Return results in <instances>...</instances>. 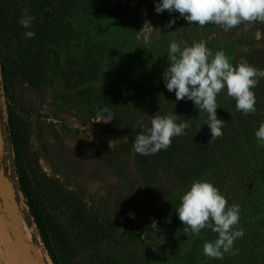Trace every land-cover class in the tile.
<instances>
[{
    "label": "rangeland",
    "instance_id": "rangeland-1",
    "mask_svg": "<svg viewBox=\"0 0 264 264\" xmlns=\"http://www.w3.org/2000/svg\"><path fill=\"white\" fill-rule=\"evenodd\" d=\"M158 2L0 0V5L6 4L19 21L25 10L33 18L29 28H19L16 39L21 46L28 39L26 32L39 30L36 24L48 22L50 16L58 19V25L53 23L54 29L44 32L40 65L34 66V78L29 82L18 80L13 86L7 85V89L3 85L0 121L5 119L7 109L16 107L18 115L28 121L30 150L47 175H52L51 162L38 150L34 125L42 129L43 135L59 137L62 146L75 147L81 164L78 179L87 187L94 204L100 197L114 198L117 184L131 206L145 202L141 213L149 212L148 219L143 221L151 230L148 238L178 232L173 243L162 241L158 247L147 238L150 244L147 249L140 243L127 241L120 227L111 236V252L117 257V264H264V144L255 137L264 121V79L253 89L255 114L236 111L235 100L227 96L226 89L218 95L217 117L225 125L223 135L211 145L210 129L201 119L204 114L199 113L192 101H177L163 81L172 42H183L184 47L205 41L213 53L223 50L233 65L244 58L264 70V23H244L228 32L213 24L200 28L189 24L179 13H156ZM172 20L175 24L166 27ZM146 23L154 30L144 28ZM102 107L108 108L109 116L100 113ZM158 111L161 115L175 113L180 117L177 123L188 119L194 127L186 129V135L173 139L170 146L168 159L174 156L179 173L166 166L169 162L164 156L158 159L163 172L159 179L152 180L153 189L157 191L162 186L166 190L171 197L168 208H164L160 196L151 202L153 189L144 182L145 178L134 176L129 170L127 173L125 167L126 179L122 180L111 168L112 163L127 157L123 148L132 149L129 144L143 130L134 129L137 121L148 123L149 116ZM48 122L52 124L47 125ZM0 178V191L8 195L13 210L9 221L1 210L0 199L3 264H12L10 247H17L20 255L38 259L36 264H51L35 226L24 220L26 206L21 193L11 190L1 169ZM195 180H207L220 190L229 205L240 206L237 228L244 235L234 242L236 255L225 253L222 260L209 259L203 255V244L213 242L217 234L204 229L196 238L183 231L176 210L180 197ZM113 241L121 252L114 248Z\"/></svg>",
    "mask_w": 264,
    "mask_h": 264
},
{
    "label": "trees",
    "instance_id": "trees-1",
    "mask_svg": "<svg viewBox=\"0 0 264 264\" xmlns=\"http://www.w3.org/2000/svg\"><path fill=\"white\" fill-rule=\"evenodd\" d=\"M0 6L1 93L3 85L7 89V85L13 86L18 80L29 82L34 78V66L40 65V46L44 32L47 29H54L56 25L53 23L58 25V19L56 17L51 19L50 16L48 22L36 24L38 28L40 27L39 30L21 46L18 45V38L16 39L19 28L22 27L19 17L16 13L13 16L6 4ZM15 108L7 109L5 119L0 121V145L3 151L0 157V169L9 182L11 190L15 194L21 193L26 206L24 220L35 226L51 264H117V257L111 252L113 247L111 236L120 227V233L127 241L140 243L149 249L150 244L146 239L151 230L143 222L145 218L148 219L149 212L141 213L147 204L144 202L131 206V203L122 196L123 188L118 184L114 198L108 200L100 197L94 204L87 187L81 179H78L81 164L75 147L70 149L62 146L59 137L53 138L54 136H50L49 133L43 135L42 129L34 125L36 130L34 134L36 133L38 137L36 140L38 150L51 162L52 175H47L30 150L28 121H24ZM191 128L194 129L193 126ZM133 143L129 144L132 145V149L123 148L127 153L126 158L112 163V171L118 178L126 179L124 169L126 167L127 173L145 178L144 182H148L153 189L155 184L152 180L159 179L163 172L162 164L158 160L163 156L166 158V163L169 162L166 166L168 165L174 170L173 173H176L178 164L173 161L174 156L168 159L171 158L170 147L155 155L143 156L134 152ZM156 189L157 191L152 190L151 202L159 200L160 196L164 208L170 207L171 197L166 190H162V186ZM129 213H132L134 218L130 217ZM119 218H122L123 222H119ZM171 232L156 234L148 238V241L155 247L161 246L162 241L166 240L173 243L178 232ZM118 247V243L114 242V248L121 252ZM90 257L92 260L88 261L87 258Z\"/></svg>",
    "mask_w": 264,
    "mask_h": 264
},
{
    "label": "clouds",
    "instance_id": "clouds-1",
    "mask_svg": "<svg viewBox=\"0 0 264 264\" xmlns=\"http://www.w3.org/2000/svg\"><path fill=\"white\" fill-rule=\"evenodd\" d=\"M179 13L189 24L204 28L213 24L228 32L244 23H264V0H159L155 12ZM33 18L24 12L19 23L24 28L31 26ZM172 20L166 25L171 28ZM150 28L147 23L144 28ZM25 35L31 39L35 33ZM183 42H172L168 49V67L163 72V81L168 92H174L177 101H192L199 110L204 125L210 129L211 145L223 135L225 122L217 117L218 95L226 89L227 96L235 100L236 111L244 115L256 113L255 89L264 79V70L241 60L233 65L223 50L213 51L205 41L193 42L181 47ZM180 119L175 113L161 115L156 112L149 116L148 123L137 121L135 127L143 129L133 143L135 153L143 156L155 155L167 150L176 137L186 135L191 128L188 119ZM199 128L200 125L198 124ZM256 139L264 144V121L255 132ZM111 146V145H110ZM240 206L229 205L220 190L207 180H195L180 197L176 210L183 231L199 238L202 230L210 229L217 234L213 242L203 244V255L209 259L222 260L224 254L236 255L234 242L242 238L244 232L238 229ZM129 216L134 218L132 213ZM170 223V219L168 221Z\"/></svg>",
    "mask_w": 264,
    "mask_h": 264
},
{
    "label": "bare ground",
    "instance_id": "bare-ground-1",
    "mask_svg": "<svg viewBox=\"0 0 264 264\" xmlns=\"http://www.w3.org/2000/svg\"><path fill=\"white\" fill-rule=\"evenodd\" d=\"M0 182H1V178H0ZM1 186V185H0ZM2 188V187H1ZM10 196V195H9ZM0 199H1V210L4 212L5 216L8 218L9 221L12 220L13 218V210L12 207L9 203V197L7 194H5L4 192L0 191ZM11 201V200H10ZM15 216V215H14ZM0 226H1V217H0ZM19 236V235H18ZM3 237V236H2ZM2 237L0 235V244L2 243ZM5 244V243H4ZM3 245V244H2ZM15 245V244H14ZM12 244V246H14ZM4 246V245H3ZM10 246V243L9 245ZM10 254L12 257V264H36V258H32V257H28V256H23L18 254L17 247L16 248H12L10 247ZM6 250V249H5ZM21 250V249H20ZM23 252V251H22ZM3 248L1 249V257L3 255ZM18 256L20 258H18Z\"/></svg>",
    "mask_w": 264,
    "mask_h": 264
},
{
    "label": "water",
    "instance_id": "water-1",
    "mask_svg": "<svg viewBox=\"0 0 264 264\" xmlns=\"http://www.w3.org/2000/svg\"><path fill=\"white\" fill-rule=\"evenodd\" d=\"M100 113H102L103 115H106V116L110 115V112H109L108 108H106V107L100 108ZM98 119H99V117H96V120H98ZM0 264H3L2 257H1V244H0Z\"/></svg>",
    "mask_w": 264,
    "mask_h": 264
}]
</instances>
